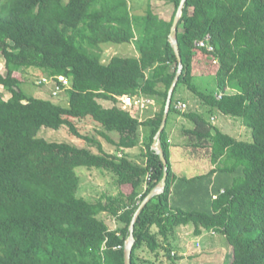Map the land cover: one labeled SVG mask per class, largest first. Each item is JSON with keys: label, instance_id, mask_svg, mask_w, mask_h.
<instances>
[{"label": "trees", "instance_id": "1", "mask_svg": "<svg viewBox=\"0 0 264 264\" xmlns=\"http://www.w3.org/2000/svg\"><path fill=\"white\" fill-rule=\"evenodd\" d=\"M153 1L136 14L128 0H0V57L7 69L0 85L12 94L0 95V264H126L135 214L164 178L153 145L179 69L170 34L182 0H159L174 6L170 18ZM176 34L184 68L167 124L176 112L193 122L186 129L190 145L207 150L216 167L178 176L166 125L160 143L167 182L136 219L132 264H175L180 257L170 240L188 224L197 235L223 234L233 247L232 264H264V0H187ZM208 37L214 50L198 44ZM122 43H135L139 56L105 62L104 45ZM33 69L42 77H68L69 104L28 96L21 84ZM199 77H210L213 88L197 85ZM183 86L208 110L179 109ZM124 95L153 98L159 109L140 120L137 111L119 106ZM215 110L242 119L252 138L217 127L207 115ZM86 118L109 140L108 132L116 131L119 150L142 144L145 164L106 152L81 134L75 119ZM65 125L97 144L99 153L39 136L43 127ZM79 167L110 174L118 193L96 200L80 195Z\"/></svg>", "mask_w": 264, "mask_h": 264}, {"label": "rangeland", "instance_id": "2", "mask_svg": "<svg viewBox=\"0 0 264 264\" xmlns=\"http://www.w3.org/2000/svg\"><path fill=\"white\" fill-rule=\"evenodd\" d=\"M129 3L132 5L133 12L144 14L146 13V10L150 7L149 0H128ZM152 7L162 15L166 16L167 18H170L174 6L172 4H169L164 1L154 0L152 3ZM133 44L129 43H122V44H106L104 45V60L105 62H108L111 57L114 54H126L130 55L134 51H132ZM0 71L6 75L7 69L5 65V58L4 56L0 57ZM42 72L40 70L33 69L30 73L24 74V82L21 84V88L28 94V96L33 97H41V98H52L54 101L61 103L62 105H68V96L67 92L61 93L57 97H51L50 96V89L52 88L50 84L47 85H39L37 83L38 79L42 77ZM195 83L199 85L203 89H211L212 87V80L210 77H199L195 79ZM181 89V87H180ZM191 93L189 92V95ZM0 95L3 99L8 100L11 97V93L4 88V86L0 85ZM100 102L106 106L107 108H110L113 106V102L106 101V100H100ZM187 103V102H185ZM190 102L187 103L188 107L185 111H188L190 106ZM215 116L217 117V121L215 122L216 126H219L222 124L223 121V131L230 133L231 135L237 136L242 139H251L252 138V132L251 129L245 125L244 121L239 118H234L231 116L222 115L220 112L215 111ZM210 118V113L207 114ZM75 124L80 131L81 134L88 136L90 138H94L101 142L102 146L104 147L106 152H109L111 154H119L122 155L119 151L117 146L113 144L107 137L102 135L101 131H103V127L99 125L98 123L94 122L91 118L86 119H75ZM109 136L112 139H118L119 134L116 131L108 132ZM40 137H44L45 139L49 141H66L70 142L74 145H78L80 147H88L92 151L99 153V148L97 144H93L90 141L86 140L85 138L79 137L70 129L68 125L63 126L59 130L51 129L43 127L39 132ZM132 161L144 165L145 162V156L142 151V147L139 146L135 150H133L131 154ZM206 162L204 164H199V166H203L204 168L207 166ZM78 174L81 177V188H80V195L96 200L99 197H101L103 194H112L115 195L118 193L119 188L114 184L113 178L110 174L103 173L102 171L93 169H87L86 167H79L77 169ZM194 170H189V172H193ZM191 173V174H192ZM102 218L106 219L107 223L111 228H116L117 223L116 220L106 213L101 215ZM228 252L227 259L225 260V257H223V264H230L233 257V251L231 248L228 250H223ZM213 254V255H212ZM211 255H206L202 253V257H200V260H198L199 264H208V263H214L218 258V255L212 253ZM190 261V260H188ZM191 262V261H190ZM217 263V262H216Z\"/></svg>", "mask_w": 264, "mask_h": 264}, {"label": "crops", "instance_id": "3", "mask_svg": "<svg viewBox=\"0 0 264 264\" xmlns=\"http://www.w3.org/2000/svg\"><path fill=\"white\" fill-rule=\"evenodd\" d=\"M129 44H133L134 48H132V51L134 52L131 53L130 55L122 54L121 56L138 57L139 52L136 48L135 43H129ZM103 57H104V53H103ZM189 92L191 93L190 95ZM176 98L178 100L177 103L190 102L191 107L189 108V110L199 111L200 113L208 110V107L205 104H203L202 101L185 86L181 87V89L177 92ZM158 109H159V105L157 104L155 106L150 107L145 111L143 118L145 119L146 117L153 115L155 112L158 111ZM214 113L211 115L210 119L215 124V122L217 121V117L215 116ZM193 127H194L193 122H191L188 118H186L182 113H177V112L172 114L167 124V133L170 143L172 167L178 176L185 175L188 177H194L197 175L205 174L211 169L216 167L212 163L210 154L208 153L207 150L197 149L190 145L191 140L189 138L188 133L186 132V129L188 128L190 129ZM217 127L223 130V121L222 124ZM118 140L119 138L112 139L110 141L113 144H115V142ZM139 146L142 147V151L144 154V146L142 144L134 148H126V149H122V150L118 149V150L122 151L121 154L123 153L128 155L129 158L132 160L131 154L133 150H135ZM205 161H207L206 162L207 166L205 168L203 166H199V164L201 163L204 164ZM145 162H146V158H145ZM189 170H194L193 171L194 173L189 172ZM170 242L171 245L173 246L172 254L178 255L180 257V259H178L175 264H199L198 260H200V257H202V253L206 255H211L212 253H214L218 255V258H220L217 259L214 263L210 262L208 264H223V257H225V260L228 258L227 257L228 252L223 250H228L229 248H231L233 251L232 245L229 243V241L226 239V237L223 234L220 233L215 234L212 233L211 231L204 230L203 233L197 235L195 234V226L193 224L178 226L176 228V233L171 238ZM232 258L233 259L230 262V264H232L234 260V251ZM188 260H190L191 262ZM170 262L171 260L168 259L167 261H165V263L159 262V263H150V264H169Z\"/></svg>", "mask_w": 264, "mask_h": 264}, {"label": "water", "instance_id": "4", "mask_svg": "<svg viewBox=\"0 0 264 264\" xmlns=\"http://www.w3.org/2000/svg\"><path fill=\"white\" fill-rule=\"evenodd\" d=\"M187 0H182L180 3V6L178 8V11L175 15L174 21H173V25L171 28V34H170V41L173 45V48L175 50V53L179 59V69L176 73V76L172 82V85L169 89L168 92V97H167V102H166V106H165V111H164V117H163V121L161 124V127L157 133V136L155 138V142L153 145V149H155L161 156V159L163 160L164 164H165V173H164V178L162 180V182L157 185L156 187H154L150 193L145 197V199L141 202L135 217L132 221L131 224V228H130V237L126 242V246H125V252H126V264H132V253H133V249H134V244H135V236H134V229H135V222L136 219L138 217V215L141 213V211L145 208V206L148 204V202L157 194L161 193L166 186V182H167V177H168V160L165 156V152L163 151L162 147H161V143H160V137H161V133L163 132V130L165 129L166 125H167V120L169 117V113H170V109H171V105H172V100H173V95L175 92V89L177 87V84L179 82L180 76L182 75L183 72V61H182V56H181V52H180V46H179V42H178V38H177V29L179 26V22L182 18V13H183V8L185 6Z\"/></svg>", "mask_w": 264, "mask_h": 264}, {"label": "built area", "instance_id": "5", "mask_svg": "<svg viewBox=\"0 0 264 264\" xmlns=\"http://www.w3.org/2000/svg\"><path fill=\"white\" fill-rule=\"evenodd\" d=\"M209 37L206 40L200 41L198 44L203 47H207L209 50H214L213 46L208 42ZM39 85H51V92L54 97L59 96L61 93L70 87V79L66 76H59L58 80L54 78L40 77L37 81ZM221 97V95H219ZM119 106L128 111H137L139 113L140 120L144 119V114L147 109L156 105L153 98L146 97L144 95L129 96L124 95L119 97ZM182 111H185L188 107L185 102H178L176 105ZM212 233L216 232L214 230Z\"/></svg>", "mask_w": 264, "mask_h": 264}]
</instances>
